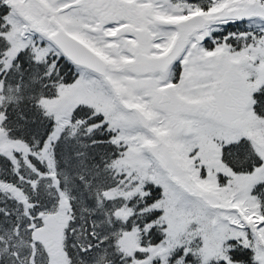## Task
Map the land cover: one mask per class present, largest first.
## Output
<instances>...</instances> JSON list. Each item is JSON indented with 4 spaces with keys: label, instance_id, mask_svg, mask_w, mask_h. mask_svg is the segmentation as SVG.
<instances>
[{
    "label": "snow or ice",
    "instance_id": "1",
    "mask_svg": "<svg viewBox=\"0 0 264 264\" xmlns=\"http://www.w3.org/2000/svg\"><path fill=\"white\" fill-rule=\"evenodd\" d=\"M0 264H264V0H0Z\"/></svg>",
    "mask_w": 264,
    "mask_h": 264
}]
</instances>
